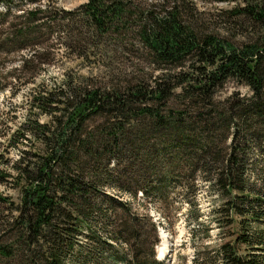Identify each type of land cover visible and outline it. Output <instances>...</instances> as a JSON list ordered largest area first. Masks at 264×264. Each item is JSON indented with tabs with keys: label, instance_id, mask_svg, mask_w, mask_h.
I'll return each instance as SVG.
<instances>
[{
	"label": "trees",
	"instance_id": "16d2710c",
	"mask_svg": "<svg viewBox=\"0 0 264 264\" xmlns=\"http://www.w3.org/2000/svg\"><path fill=\"white\" fill-rule=\"evenodd\" d=\"M42 1L0 0V53L41 44L38 28L47 10L39 6ZM158 7L135 6L134 0H88L73 11H54V23L57 14L62 22H80L77 35L86 36L90 47L105 35L137 26L160 75L147 87L140 79L122 88L107 85L111 75L103 83L81 78L39 99L47 114L54 107L50 125L35 122L27 130L39 136L42 151L32 154L30 162L14 163L9 173L0 170V182L10 179L19 189L17 203L0 196L7 212L0 216L6 237L0 239V264H161L141 251L140 222L129 213V204L107 195L97 181L105 147L148 133L166 137L180 153L189 145V132L197 133L198 146L201 133L211 137L208 124L220 122L229 133V147L214 154L204 145L197 163L184 164L183 170L209 175L225 199L218 212H224L233 231L232 239L216 250L219 264H264V37L236 46L199 25L183 4L162 0ZM230 14L235 21L243 19L237 26L246 20L264 29L261 0L234 7ZM11 16L19 22L3 36L1 28ZM67 29L64 24L65 36ZM229 79L248 87L251 95L235 94L216 103V90ZM187 99L190 110L171 106ZM199 103L206 115H194ZM251 148L258 161L249 159ZM164 172L170 173L168 166Z\"/></svg>",
	"mask_w": 264,
	"mask_h": 264
},
{
	"label": "rangeland",
	"instance_id": "374dc122",
	"mask_svg": "<svg viewBox=\"0 0 264 264\" xmlns=\"http://www.w3.org/2000/svg\"><path fill=\"white\" fill-rule=\"evenodd\" d=\"M87 1L43 0L39 6L47 10L42 13L44 26L38 28L41 31L38 34L41 44L18 52L0 53V170L6 173L11 172L14 163L30 162L32 154H38L43 149L39 136L27 132L35 122L50 125L54 118V107L47 109L53 111L51 115L42 111L40 98L62 89L67 83L80 82L81 78L103 83L111 75L107 85L122 88L127 81L135 84L140 79L141 84L147 87L160 75L159 71L153 70L134 19L131 28H122L120 32L97 39V47L91 42L90 47L84 39L86 36L77 35L83 29L80 22H62L61 15L57 14L54 23V11H73ZM174 1L188 7L199 25L236 46L262 42V27L246 20L237 26L243 19L235 21L230 14L234 7H242L246 2L255 0ZM161 2L134 0V5L158 9ZM261 2L264 6V0ZM17 22L19 19L12 16L7 18L6 25L1 28L3 36L9 35L8 27ZM64 24L68 26L69 36L61 33ZM187 70V67L183 69ZM235 94L247 97L251 92L248 87L229 79L216 90L214 101L223 104ZM171 106L181 111L190 110L191 100L187 99L183 105L175 102ZM197 108L199 110L195 108V111L198 113L194 115L207 114L202 104L199 103ZM208 125L211 137L201 133L197 146L198 137L194 139L197 133L189 132V145L180 153L177 145L172 147L168 144L166 137H155L148 133H144L143 137L121 141L113 147H105L106 157L99 167L97 181L107 195L129 204V213H134L140 222L138 225L141 229L138 226L136 229L141 232L140 249L146 258L152 253L158 263L219 264L216 250L232 239V227L223 219L226 218L222 216L224 212H218L224 208L225 199L214 183L208 181L206 177L209 175L201 172L190 174L183 170L184 164L197 163L199 148L204 145L214 154L217 148L224 150L229 147L226 125H221V122ZM111 157L115 159L108 162ZM248 157L258 161L253 148ZM165 166H168L170 173L164 172ZM8 181L0 182V196L9 197L17 203L19 189L10 179ZM106 206L103 205L104 208ZM6 213L0 205V216ZM121 215L122 212H118V220H123ZM5 238V234L0 232V239ZM1 264L11 262L2 261Z\"/></svg>",
	"mask_w": 264,
	"mask_h": 264
}]
</instances>
